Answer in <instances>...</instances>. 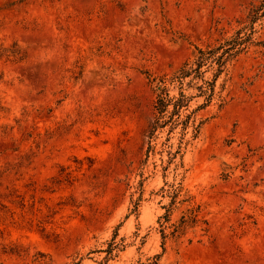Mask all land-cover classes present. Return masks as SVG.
Instances as JSON below:
<instances>
[{"label": "rangeland", "instance_id": "374dc122", "mask_svg": "<svg viewBox=\"0 0 264 264\" xmlns=\"http://www.w3.org/2000/svg\"><path fill=\"white\" fill-rule=\"evenodd\" d=\"M261 2L0 0V262L264 264L260 45L175 161L167 130L147 155L150 74L232 35ZM256 28L264 40V18ZM14 42L22 59L4 50Z\"/></svg>", "mask_w": 264, "mask_h": 264}, {"label": "trees", "instance_id": "16d2710c", "mask_svg": "<svg viewBox=\"0 0 264 264\" xmlns=\"http://www.w3.org/2000/svg\"><path fill=\"white\" fill-rule=\"evenodd\" d=\"M264 18V0L259 5H253L247 16L239 19L243 23L235 33L224 37L215 43L205 46L196 45L193 55L187 58L182 64L172 72H165L159 75H151L156 98L154 101L153 117L149 125L148 135L151 139L147 149V155L155 151L152 139L158 137L163 130H167L168 135L164 145L168 147L169 161L173 162L182 154V150L192 139H195L205 122V118L199 116V112L210 106L215 100L219 101L223 107L229 101V85L232 80L230 74L231 66L239 59V56L247 52L251 46L260 45L264 54V40H258L255 36L257 32L256 23ZM8 56L16 59L24 57L23 52L16 42L13 48L4 47ZM178 138V145L171 139ZM175 148V149H174ZM195 215V214H194ZM183 215L178 223H172L171 233L180 236L190 225V221L195 216ZM170 221V213L162 215ZM161 221L163 236L167 237V224ZM106 249L110 253L117 247L115 241L109 242ZM165 248V246H164ZM161 254H157L160 256ZM42 264H48L46 261ZM0 264H5L0 262ZM151 264H157L153 262Z\"/></svg>", "mask_w": 264, "mask_h": 264}]
</instances>
